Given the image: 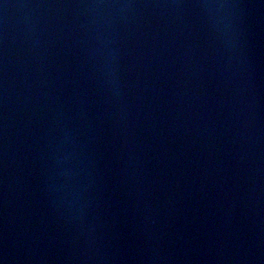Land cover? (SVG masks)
<instances>
[{"label":"water","instance_id":"obj_1","mask_svg":"<svg viewBox=\"0 0 264 264\" xmlns=\"http://www.w3.org/2000/svg\"><path fill=\"white\" fill-rule=\"evenodd\" d=\"M0 264H264V0H0Z\"/></svg>","mask_w":264,"mask_h":264}]
</instances>
